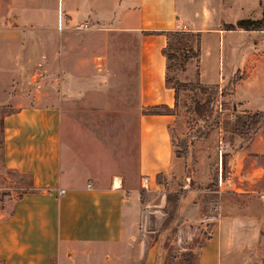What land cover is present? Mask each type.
<instances>
[{
  "label": "rangeland",
  "instance_id": "374dc122",
  "mask_svg": "<svg viewBox=\"0 0 264 264\" xmlns=\"http://www.w3.org/2000/svg\"><path fill=\"white\" fill-rule=\"evenodd\" d=\"M58 1L61 3V0H35L33 4L43 9L36 10L43 15L39 18L42 24L26 25L28 32H36L40 38L44 32L48 40L9 42L0 52V61L6 63L0 64V218L7 216L13 203L31 189L29 176L4 163V117L28 104H57L61 95L59 53L66 55L71 67L76 63L82 65L74 74L75 80L89 83L91 89L87 91L95 93L93 97L85 94L73 98L65 107L71 114L78 112L80 117H87L78 118V123L86 121L89 128L101 130L97 131L101 136L110 131L108 125L112 121L104 120L106 116L122 113L127 108L115 84L122 75L115 71L121 63L115 54H121L124 46L117 40L119 34L105 30L106 26L97 29L93 22L81 26L76 22L87 17L89 5L106 8L108 0H62L64 4H76L80 16L70 29L61 33L60 39L59 30L56 31ZM178 9L186 24L170 36L166 49L170 56L167 78L177 93L176 102L170 107L175 115L171 126L173 150L185 162V171L180 176L158 174L149 183L137 173L129 152L131 145L100 141L83 145L84 162L92 166L91 171L103 175L111 171L124 173L126 184L122 187L138 196L136 225L127 239L105 252L82 259L63 254L51 264H198L201 246L223 215L227 216L225 239L233 244L242 240L257 241L247 264H264V179L257 184L249 180L240 182L229 171L230 152L255 137L249 138V135L256 127V118L242 127L245 115L233 98V88L255 65L250 55L264 52V0H185L179 2ZM239 19L254 22L249 24V29H244L237 26ZM199 29H222L229 33L210 32L203 34L201 40ZM201 44L207 52L203 63L207 80L217 79L215 59L221 49L219 73L225 80L217 85L202 87L197 83L196 61ZM9 54L16 57L11 60ZM190 59L194 64L192 72L186 68ZM9 70L15 72L11 74ZM247 84H239L236 97L248 94ZM258 93L256 99H263L264 90ZM249 103L255 101L249 100ZM263 130L264 122L260 128ZM77 147L81 146L75 147L79 152L81 149ZM104 156L108 158L107 164ZM248 222L253 223L248 228L254 225V232L240 229Z\"/></svg>",
  "mask_w": 264,
  "mask_h": 264
},
{
  "label": "crops",
  "instance_id": "0c3cea01",
  "mask_svg": "<svg viewBox=\"0 0 264 264\" xmlns=\"http://www.w3.org/2000/svg\"><path fill=\"white\" fill-rule=\"evenodd\" d=\"M34 1L0 0V52L9 42L34 38L48 40L46 33L42 32L40 38L36 32H28L26 27L42 24L39 18L43 15L39 12L43 9L39 4L36 7ZM180 1L185 0H108V9L89 5L87 17L78 18V21L76 17L80 16V8L76 4L57 2L59 39L74 21L79 26L93 22L97 29L106 26L103 27L105 30L119 34L117 40H121L124 46L121 54H115L121 61L115 71L122 75L115 84L120 88L122 103L127 108L122 113L106 116L104 120L114 123L110 122V131L101 136L97 135L101 130L89 128L86 121L78 123V118L87 117H80L78 112L71 114L65 107L73 98L85 94L93 97L95 93L87 91L91 89L89 83L75 80L74 74L82 65L76 63L71 67L66 55L59 53L61 78L58 89L61 95L57 104H28L4 117V163L8 168L29 176L31 188L35 191L24 193L13 203L11 212L0 218L1 263L51 264L63 254L82 259L119 245L133 232L138 217L137 194L122 187L126 184L123 172L111 171L103 175L91 171L92 166L84 162L83 145L90 146L99 141L131 145L129 152L137 173L149 183L158 174L180 176L184 173L186 164L173 150L171 126L175 115L145 112L149 106L164 104L172 107L175 104V92L166 86L168 60L163 50L169 42L166 34L186 24L178 9ZM238 8L240 12L239 5ZM42 28L45 30L44 25ZM210 32L229 33L222 29H199L201 40L203 34ZM220 51L215 59L217 79L207 80L203 65L207 52L201 44L196 61L200 83L217 85L225 80L219 73ZM12 55L9 54L11 60L16 57L15 53ZM250 60L255 65L235 84L233 98L242 110L264 111V98L256 99L259 90H264V52L251 54ZM192 61L187 62L189 72L193 71ZM0 64L6 63L0 61ZM9 71L11 74L15 72ZM242 83H248L245 87L248 94L236 97V89ZM249 100L255 103H249ZM65 123H68L66 128L71 124L73 128L66 129ZM76 146H81L77 147L81 149L79 152L75 150ZM230 153L232 177L240 182L249 180L251 184L264 179V130H259L250 143ZM107 160L104 156V163ZM59 190L64 193L60 194ZM250 191L254 190L247 192ZM226 222L227 216L223 215V219L214 225L211 235L200 248L198 264L250 263L247 259L258 242L242 240L233 244L227 241L224 236ZM247 224L240 229L254 232V225L248 228L253 223Z\"/></svg>",
  "mask_w": 264,
  "mask_h": 264
},
{
  "label": "trees",
  "instance_id": "16d2710c",
  "mask_svg": "<svg viewBox=\"0 0 264 264\" xmlns=\"http://www.w3.org/2000/svg\"><path fill=\"white\" fill-rule=\"evenodd\" d=\"M254 21L249 20V19H241L239 21H237V26L240 28H244V29H249V24L253 23ZM230 29H233V25L229 26ZM177 31H173V32H168L166 35L167 37L170 39V36L173 35V33H175ZM169 44H167L168 47ZM167 47H165V49L163 50L164 55L166 56L167 60L170 59V56L166 53V49ZM168 68V66H167ZM198 85L204 87V86H214V85H205V84H201L199 81L197 82ZM166 86L173 89L175 92V102H176V97H177V93H176V89L174 87V85L171 84V82L168 80V78L166 77ZM145 112L147 114H173L170 110V107L168 105H154V106H149L146 108ZM243 114L245 115V120L242 122V127L243 126H247V124L249 122H251L254 118H256V127L253 128L252 130V134L249 135V138L255 136L258 131L261 128V123L264 122V111H255V112H249L247 110H243ZM248 138V139H249ZM244 145L239 144L237 148L233 149H241ZM30 191H35V189L31 188Z\"/></svg>",
  "mask_w": 264,
  "mask_h": 264
},
{
  "label": "built area",
  "instance_id": "2783aa9c",
  "mask_svg": "<svg viewBox=\"0 0 264 264\" xmlns=\"http://www.w3.org/2000/svg\"><path fill=\"white\" fill-rule=\"evenodd\" d=\"M59 193H60V194L64 193V190H59Z\"/></svg>",
  "mask_w": 264,
  "mask_h": 264
},
{
  "label": "bare ground",
  "instance_id": "6f19581e",
  "mask_svg": "<svg viewBox=\"0 0 264 264\" xmlns=\"http://www.w3.org/2000/svg\"><path fill=\"white\" fill-rule=\"evenodd\" d=\"M114 184L117 185V181L116 180L114 181Z\"/></svg>",
  "mask_w": 264,
  "mask_h": 264
}]
</instances>
